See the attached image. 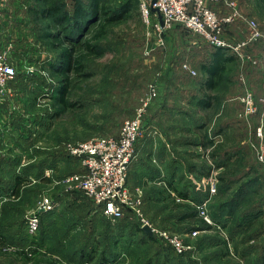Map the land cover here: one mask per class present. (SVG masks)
<instances>
[{
	"label": "rangeland",
	"instance_id": "obj_1",
	"mask_svg": "<svg viewBox=\"0 0 264 264\" xmlns=\"http://www.w3.org/2000/svg\"><path fill=\"white\" fill-rule=\"evenodd\" d=\"M102 1L110 10L107 33L96 39L99 29L94 24L92 31L86 33L88 36L85 34L93 44H98L99 52L83 58V72L70 71L66 93L69 103L63 105L59 98L63 85L53 66L58 62L59 52L48 35L56 33L66 39L69 36L62 30L65 25L61 26L56 15L45 9L52 5L69 8L75 0H0L1 10L9 8L7 12L13 18L4 22L5 25L14 26L12 22L16 19L22 27L15 25L14 28L26 35L20 38L19 46L13 41L3 44V36L0 38V46L9 51L19 73L10 85V93L5 97L0 95V184L10 182L23 161L44 162V167L35 166L29 170L34 177L22 183L18 196L7 201L0 199V236H6L12 249H0V264H68L79 246H85L88 251L91 248L92 253H96L93 264H100L103 255L100 242L108 239L112 242L108 232L114 225L103 219L91 198L78 190L68 189L63 182L79 168L66 162L59 163L54 171L44 168L54 157H60V162L71 157L65 148L68 143L116 136L151 84L157 85L153 101L161 100L163 94L170 91L168 83L173 74L179 73L183 63L200 62L204 58L202 49L210 52L209 49L217 48L178 25L166 33L164 48L146 55L155 37L151 35L148 41L140 0ZM236 1L243 16L257 23L261 36L242 46L245 60L234 57L236 55L226 49L233 59L226 62L220 88L224 83L231 86L227 91L222 89V94L224 91L230 94L233 102L226 118H231L233 112L237 118L229 122L227 132L222 133L225 127H221L222 138L218 143L210 139L205 144L207 151L203 161L207 169L203 175L209 180L216 174L218 180L208 205L213 222L208 223L210 227L193 231L177 220V215L209 196L208 188L193 187L201 194L198 202L189 198L191 193L185 197L174 188H168L169 196H164L165 202L158 203L151 211L143 209L145 218L157 230L158 234H153L158 236V241L171 246L175 254L183 256L182 264H245V251L237 248L235 240L236 218L251 207L249 212L258 209L264 196V161L261 160L264 135L260 138L258 134L261 121L264 122V0ZM125 2H129V9L118 16L119 19H113V11ZM220 11L226 10L220 7ZM250 34V25L242 19L225 26L222 32L223 38L231 44L244 43ZM82 52H86L85 49L79 48L76 54L79 56ZM248 91L252 93L255 111L245 115L243 98ZM216 110L212 107L210 111L215 113ZM223 121L210 126L211 131ZM31 131L36 132L34 139L26 134ZM24 151L32 154L28 156ZM211 164H214L213 168ZM220 167L223 168L218 171ZM41 172V177L37 178ZM222 173L226 182L220 179ZM73 195L78 198L72 199ZM46 199H53L56 204L62 200V205L55 206L53 212L40 211ZM174 206L179 208L174 209ZM33 214L40 215V226L34 234L28 229L29 217ZM250 225L245 231L254 237L260 227ZM171 239L180 243L184 250L179 252L167 241ZM54 244L67 246L62 247L63 250L54 249L55 257H52V252L43 250H52ZM150 253L144 252L141 261L132 257L120 264H144Z\"/></svg>",
	"mask_w": 264,
	"mask_h": 264
},
{
	"label": "crops",
	"instance_id": "obj_2",
	"mask_svg": "<svg viewBox=\"0 0 264 264\" xmlns=\"http://www.w3.org/2000/svg\"><path fill=\"white\" fill-rule=\"evenodd\" d=\"M8 10L9 8H5L1 12L0 38L2 35L3 44L13 41V44L16 43L19 46L20 38L26 35L22 33V30L14 28L15 25L22 27L16 19L13 20L14 23L12 22L14 26L5 25L4 22H7L8 19H13L7 12ZM12 36L18 38H9ZM201 51H203L204 58L200 62L193 63L194 67L192 63H187L192 69L200 64L198 69H195L198 73L194 75L190 70L183 68V65L182 68L179 66V73L173 74L170 83H168L170 91L166 95L164 93L161 100L152 101L145 115V131L137 142L136 156L129 168L128 185L133 191L142 194L143 209L145 207L148 211L153 210L158 203L165 202L164 196H169V192H166L168 188H174L178 194L183 193L184 196L187 194V197L191 193L190 199L195 195L201 196L199 192L194 191L193 187H195L194 179H200L207 169L203 161L207 151L205 144L210 139L218 143L222 138V133L228 131L229 122L235 121L237 118L234 112L231 114V118H226L229 105L233 102L230 100V94L224 92L231 86L224 83V86L220 88L219 83L217 86L209 88L206 84L210 74L208 70L204 69L206 67L202 68V66L208 64L214 49H209L210 52L207 49ZM237 61L239 60L237 59ZM222 89H226L223 94ZM230 92L232 91L230 90ZM206 99L207 102L204 101ZM212 107L217 108L215 113L210 111ZM222 119H224V123L220 124L216 130L211 131L210 126L213 127L214 123L221 122ZM221 127H225V131L222 133ZM31 149L30 151H32ZM25 153L28 156L32 154V152ZM34 161L36 160L31 159L23 162L26 165ZM39 162L44 167L43 160H38ZM63 162L79 168L76 172L85 171L81 161L75 157H67L66 161L62 162H60V157H54L47 163L44 170L47 168L48 171H54L53 169ZM14 195V193L10 196L1 194L0 199L7 201ZM75 197L78 198V196ZM75 197L72 199L75 200ZM61 205L62 200L58 201L56 207ZM96 207L103 215V219L114 225L108 232L112 242L110 243L109 239L107 242L102 240L100 242V249L103 253L100 264H120L122 261L125 263L127 259L128 261L132 260V257L141 261L144 252H151L149 258L143 261L144 264H182L183 256L175 254L171 246L162 245L160 242L148 238L154 234L150 235L144 229L142 231L137 229V221L132 210L125 209L123 218L112 219L103 210H100V206L96 204ZM177 208L179 207L174 206V209ZM251 209L252 207L241 213L242 215H239L238 218L233 215L236 218V245L242 252L245 251V264H264V196L261 199V206L253 212H249ZM183 215L184 213L177 215V220L181 221L179 219ZM249 225L255 226V228L260 227L256 236L247 235L245 230ZM188 229H190L189 226ZM83 230L85 231V229ZM241 237L244 238L240 240ZM65 245L67 246V244H63L59 247L54 244L52 250L48 248L43 251L48 253L49 250L52 252V257H55V250L65 248ZM95 254L92 253L91 248L88 251L85 246H79L73 252L68 264H93Z\"/></svg>",
	"mask_w": 264,
	"mask_h": 264
},
{
	"label": "built area",
	"instance_id": "obj_3",
	"mask_svg": "<svg viewBox=\"0 0 264 264\" xmlns=\"http://www.w3.org/2000/svg\"><path fill=\"white\" fill-rule=\"evenodd\" d=\"M220 7L225 8L226 11L221 12ZM140 10L148 28V41L151 35V37H155L150 49L146 50V55H151L156 50L164 48L167 44L166 33L178 25H182L194 34L201 36L214 47L231 50L242 60H245L242 46L261 36L257 23L247 20L243 16L236 0H156L155 2L153 0H140ZM1 12L0 7V17L2 16ZM237 19L245 20L250 25L251 34L244 43L231 44L223 38L222 32L225 26ZM183 68L190 70L193 74L197 73L187 63L183 64ZM18 74V69L11 61L9 51L0 47L1 96L5 97L10 93V85ZM156 95L157 85L154 83L151 84L149 91L141 97L140 104L135 109L134 114L123 122L118 135L68 143L65 147L66 152L70 156L78 158L85 171L69 174L63 179L68 189L78 190L86 197L91 198L112 219L122 217L125 209L132 210L140 221L141 227L144 229L145 226H150L152 233H157V230L145 218L142 194L129 187L128 175L130 165L136 156L137 142L145 131V115ZM243 101L246 107L245 115L255 111L254 100L250 91L244 96ZM263 127L264 122L261 121L258 130L260 138L264 135ZM29 133L30 138L34 139L36 132L31 131ZM261 160L264 161V148L262 149ZM21 164L24 165L25 163ZM211 166L213 168L214 164ZM220 170L221 168H218V171ZM217 181L216 174L209 177V180L206 179L205 175L200 179H194L197 189L208 188L209 191V196L203 197L197 204L201 217L207 223L213 222L209 216L208 205L215 193ZM55 206L56 202L53 199H46L42 202L40 211H49ZM39 226L40 215H31L28 221L30 233H36ZM167 241L179 252L184 250L183 246L175 240Z\"/></svg>",
	"mask_w": 264,
	"mask_h": 264
},
{
	"label": "trees",
	"instance_id": "obj_4",
	"mask_svg": "<svg viewBox=\"0 0 264 264\" xmlns=\"http://www.w3.org/2000/svg\"><path fill=\"white\" fill-rule=\"evenodd\" d=\"M129 6V2H125V4L119 7V9L114 10L113 17L115 18L113 19H119L120 17L118 16H121L124 11L129 9ZM68 7L69 8H66L63 5H52L51 8L49 7L45 9L47 13H53L54 15H56L55 18L58 23L60 22V24H62L61 26L65 25V28L63 27L62 30L67 34V37L69 36L66 39L59 36L58 34L56 35V33L48 35L54 41L56 49L59 52L58 62L53 66L56 70V74L59 75L60 82L63 85V89L59 90L61 93L59 98L63 105L69 103L66 100V93L68 91L71 79L70 71L74 70L77 73L83 72V70L85 69V66L82 62L83 58L89 54L99 52L98 44H93L90 40H88V31L91 32L93 29L92 26L96 24V28L99 29V33L96 34V39L102 38L107 33V23L111 21L109 15L110 10H108V6L105 4V2H101V0H75L73 5L70 4V6ZM70 7H72V9H70ZM79 48L85 49L86 52H82L78 56L76 53ZM232 59L233 58L228 54V51L223 48H216L211 53V59L208 61V64L202 66V68L206 67L204 69L208 70L210 74V78H208L206 81V84L209 88L217 86L219 83H221L220 81L224 80L226 62ZM204 101L207 102L208 100L206 99ZM67 155L70 156L69 154ZM35 166H42V164L41 162L38 163V161L35 163L30 162L26 165L21 164V168H19L18 172L14 174V178L9 180L10 182H7L3 185L0 184V196L1 194H8L10 196L12 193H14L15 196H18L22 187V183L26 182V179H29L33 176L31 173H29V170H31ZM42 172L40 174H37V178L41 177ZM224 173H222L220 179L226 182L227 178L226 176H224ZM180 194L184 195L183 193ZM185 197H187V194L185 195ZM193 199L198 202L200 200V197L198 195H195ZM189 209L190 210L186 211L183 217L179 219L181 220L179 221L180 224L186 223L193 231L204 229V227H210V225L198 214L199 210L196 205L192 204ZM100 210L102 211L101 208ZM50 211L51 210L46 212ZM135 218L137 221V229L142 231L143 228L141 227V223L136 215ZM157 237L158 236H156L155 234L153 236H148V238L155 241H158ZM160 243L164 245L162 242ZM0 249H3L5 251L12 250L9 243L6 241L5 235L0 236ZM33 251L36 252L37 250L33 249Z\"/></svg>",
	"mask_w": 264,
	"mask_h": 264
},
{
	"label": "water",
	"instance_id": "obj_5",
	"mask_svg": "<svg viewBox=\"0 0 264 264\" xmlns=\"http://www.w3.org/2000/svg\"><path fill=\"white\" fill-rule=\"evenodd\" d=\"M155 1H156V0H153V2H155ZM144 230H145L148 234H150V235L153 234V233H152V229H151L150 226H145V227H144Z\"/></svg>",
	"mask_w": 264,
	"mask_h": 264
}]
</instances>
